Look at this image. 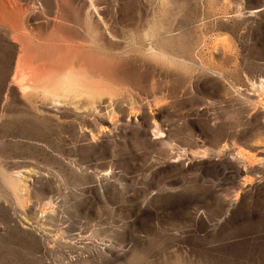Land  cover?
<instances>
[{"label": "rangeland", "instance_id": "rangeland-1", "mask_svg": "<svg viewBox=\"0 0 264 264\" xmlns=\"http://www.w3.org/2000/svg\"><path fill=\"white\" fill-rule=\"evenodd\" d=\"M15 56L0 264H264V0H0Z\"/></svg>", "mask_w": 264, "mask_h": 264}, {"label": "crops", "instance_id": "crops-1", "mask_svg": "<svg viewBox=\"0 0 264 264\" xmlns=\"http://www.w3.org/2000/svg\"><path fill=\"white\" fill-rule=\"evenodd\" d=\"M16 64L17 57L15 56L12 62V71L8 73L9 69L7 70L5 77L8 78L4 80L0 87V120L2 119L3 113L5 114V111H7V107L9 105V94L12 91L9 87V80L12 79V76L14 75ZM8 74L10 75V78L7 76Z\"/></svg>", "mask_w": 264, "mask_h": 264}]
</instances>
